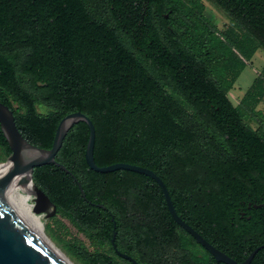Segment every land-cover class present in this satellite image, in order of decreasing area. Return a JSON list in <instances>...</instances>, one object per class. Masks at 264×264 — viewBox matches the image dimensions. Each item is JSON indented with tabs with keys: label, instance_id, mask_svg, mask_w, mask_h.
Returning <instances> with one entry per match:
<instances>
[{
	"label": "trees",
	"instance_id": "obj_1",
	"mask_svg": "<svg viewBox=\"0 0 264 264\" xmlns=\"http://www.w3.org/2000/svg\"><path fill=\"white\" fill-rule=\"evenodd\" d=\"M212 1L242 36L229 29L226 41L214 40L215 27L195 19L191 24L181 5L170 0H0V101L13 111L22 136L43 148L51 147L65 114L83 112L95 127L97 165L127 162L151 169L185 222L211 243L224 230L232 232L230 240L245 236L249 253L264 244V218L246 225L245 211L246 199L264 200V131L244 122L225 83L231 85L246 66L232 48L246 60L264 48V0ZM186 25L200 29L198 51L184 38ZM263 97L264 67L240 104L252 109ZM37 104L48 110L38 112ZM88 133L86 123H75L55 155L87 199L59 166L33 169V182L55 204L56 214L94 246L89 251L76 243L84 263L132 264L113 251L112 231H100L111 213L169 219L166 236L115 237L119 249L140 264L164 255L169 258L158 264H198L177 256L184 249L193 253L199 243L173 220L152 178L88 167ZM9 154L0 129V161ZM250 264H264V248Z\"/></svg>",
	"mask_w": 264,
	"mask_h": 264
},
{
	"label": "water",
	"instance_id": "obj_2",
	"mask_svg": "<svg viewBox=\"0 0 264 264\" xmlns=\"http://www.w3.org/2000/svg\"><path fill=\"white\" fill-rule=\"evenodd\" d=\"M37 84L42 86L44 83L37 82ZM79 121L86 123L89 130L84 149V159L88 167L101 173L120 169L129 170L152 178L159 185L173 220L188 232L196 242L210 252L217 261L225 264H250L258 250L264 248V244L255 247L243 261L237 262L212 245L177 214L165 183L154 171L147 167L127 162L97 165L93 157L95 127L92 120L83 112L73 111L65 114L56 126L51 147L43 148L29 142L22 136L16 126L13 111L8 105L0 101V129L10 149V154L6 160L0 163V264H68L65 258L58 256L53 248L41 238L22 209L4 189L17 175H21V182H33V169L35 167L55 164L72 176L78 185L82 197L87 199L75 175L55 159V155L62 146L68 130ZM34 186V211L37 213L45 212L46 217L53 215L56 212L55 204L38 185L34 183ZM92 204L106 209V206L101 203ZM111 217H113L112 214ZM115 235L116 232H113L110 241L116 254L130 260L132 264H138L129 254L123 253L116 248Z\"/></svg>",
	"mask_w": 264,
	"mask_h": 264
},
{
	"label": "rangeland",
	"instance_id": "obj_3",
	"mask_svg": "<svg viewBox=\"0 0 264 264\" xmlns=\"http://www.w3.org/2000/svg\"><path fill=\"white\" fill-rule=\"evenodd\" d=\"M171 2H177L181 5L182 16H188L189 20L195 19L197 23L207 22L208 25L215 27L211 29L215 36V39L224 38V32L229 29H234L237 36H242L243 31L236 29L235 24H233L230 19L225 15L223 10L216 5L212 0H170ZM187 19V20H188ZM185 24L187 23L184 21ZM189 23V24H190ZM197 29V30H196ZM184 38L192 42L193 48L197 51L200 49L199 28H193L192 26H185L183 28ZM211 48V44L208 43L206 49L202 51L206 55L207 50ZM233 52L239 55L244 61L246 66L241 71L238 78L233 81L231 85L226 84V95L233 105H238L242 113L243 120L254 130L264 131V97L259 101V103L252 109L244 107L240 104V98L244 94L245 90L250 86L253 79L260 74V70L264 65V52L262 48L258 47L257 50L252 55L251 59H244L236 49L232 48ZM231 73L225 72L224 76L229 79ZM15 106V105H14ZM37 111L40 113H45L48 108L41 104H37ZM1 163V161H0ZM38 214V222L42 227L43 232L46 236L74 263V264H85L82 258L76 251V243H82L89 251L94 250L90 239L85 234V232L79 230L71 221L63 216L56 214V212L46 217L43 213ZM101 250L108 253V247L103 246Z\"/></svg>",
	"mask_w": 264,
	"mask_h": 264
},
{
	"label": "flooded vegetation",
	"instance_id": "obj_4",
	"mask_svg": "<svg viewBox=\"0 0 264 264\" xmlns=\"http://www.w3.org/2000/svg\"><path fill=\"white\" fill-rule=\"evenodd\" d=\"M262 51L264 52V48L262 49ZM245 211H246V225L247 223H250L252 221L261 220V218L258 219V217L264 218V200L262 198L260 200L246 199ZM242 214L244 215L245 212H243ZM107 218L109 219V222H107V225L105 222V224L101 226L100 231L103 234H108L109 230H111L112 234L113 232H116L115 237L118 235H123L126 237H134V236L154 237V236H166L170 233V221L167 217H105V219ZM230 218L231 221L233 222L234 217H230ZM215 233H217V231H215ZM230 233L232 232L228 230L227 231L224 230L221 236L215 234V237L213 238V242L210 243L214 245L216 248H218L220 251L227 254L232 259L236 260L237 262H241L250 253V252L248 253V246L250 240L245 236L238 240H230L227 238ZM114 242H115V238H114ZM111 247L115 252L112 243H111ZM116 248L119 251H121V249H119L117 244H116ZM192 249L194 251L193 252L194 254L190 250L184 249L183 251L178 252L177 256L182 257L183 262L191 261L198 264H225L224 262L217 261L214 258V256L200 244L199 246L193 247ZM204 250H206L207 253H205ZM245 254L247 255L245 256ZM130 256L137 261L135 257H133L132 255ZM118 257L122 258L120 256ZM165 257L169 258L168 255H164V257L159 261L153 256L151 260V264H158L160 262H163ZM124 260L132 263L130 260L127 259ZM138 264L140 263L138 262Z\"/></svg>",
	"mask_w": 264,
	"mask_h": 264
},
{
	"label": "bare ground",
	"instance_id": "obj_5",
	"mask_svg": "<svg viewBox=\"0 0 264 264\" xmlns=\"http://www.w3.org/2000/svg\"><path fill=\"white\" fill-rule=\"evenodd\" d=\"M20 178L21 175L15 176L4 190L22 209V211L40 234L41 238L53 248L55 253L58 256L65 258L68 264H74L43 232L42 227L38 222V214L33 209L35 202L34 183L32 181L21 182ZM43 214H45V212H43Z\"/></svg>",
	"mask_w": 264,
	"mask_h": 264
}]
</instances>
